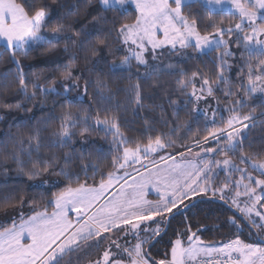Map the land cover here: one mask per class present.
Returning <instances> with one entry per match:
<instances>
[{
  "label": "snow or ice",
  "instance_id": "obj_1",
  "mask_svg": "<svg viewBox=\"0 0 264 264\" xmlns=\"http://www.w3.org/2000/svg\"><path fill=\"white\" fill-rule=\"evenodd\" d=\"M52 2L55 3V0ZM84 2L87 5L92 0ZM100 4L105 11L131 4L137 13L133 23L124 24L117 30L128 54L121 59L120 64L109 65L108 70L113 74L129 67L131 61L135 60L138 65L149 69L144 78H151L161 69L157 66L149 68L146 54L150 52L155 60L157 50L183 52L191 48L201 54L217 52L219 63L215 80L203 76L198 88L196 79L200 73L193 72L187 79L184 78L187 73H182L177 82L182 90L191 88L187 95L197 102L214 94L213 84L219 82L229 85L225 69L231 65L227 58L236 56L231 50V44H236L237 48L242 46L241 58L245 53L249 58L264 56V0H100ZM193 4H201L208 13L209 23L204 31H201L196 14H185L184 9ZM50 15V6L43 3V0L38 5L31 0H0V40L4 41L5 50L17 67V91L24 100H34L37 90L47 95L56 92V89L32 83L33 91L29 94V82L18 55L27 57L34 48H43L45 45L55 47L61 40L71 41L74 46L86 50L89 54L84 56L85 61L98 52L96 47H91L92 34L86 26L75 31L68 25V30L73 31L70 36L63 34L65 25L59 24L51 28L50 35H46ZM214 15L232 16L238 22L234 25L229 22L228 27H223L224 21L217 24L213 20ZM100 19L102 17L93 18L95 22ZM234 34L235 40L232 39ZM96 43L103 45L105 41L101 39ZM64 51H69L67 43ZM75 60L76 55L73 54L61 72L63 80L73 79L71 69ZM0 79H7V76ZM73 86L65 84L63 90L68 92ZM99 86L104 87L102 84ZM240 90L245 96L264 94V60L259 62L256 69L248 66L247 87L241 85ZM133 93V103L142 108L143 97L139 83L133 86ZM224 94L231 104L226 111L232 115L227 119L221 117V123L217 124V112L214 110V126L211 130L206 129L208 134L203 137L204 143L211 139L215 146L205 148L197 140L193 146L187 147L188 152H192L193 147H200L204 156L214 153L223 155V159H204L200 153H196L199 158L197 163L187 159L185 152H179V161L176 155L169 154L167 158L161 156L163 167L153 161L155 170L145 166L144 172L135 170L137 176H131L126 167L140 162L141 157L147 159L151 154L173 147L176 141L171 138L165 141L164 136L157 135L155 138L149 136L146 144L139 140L133 143L121 131L116 117L109 118L106 115L101 119L97 110L94 119L97 130L112 135V143L117 152L122 148V155L113 157V170L101 175L98 184H88L86 180L81 183L77 176L75 187L67 171L61 169L56 173L69 179L70 183L54 193L51 200L43 202V207L41 202L33 200L29 204L30 214L21 211L19 218L12 219L10 224H0V264H79L80 254H87L91 249L102 250L89 264H264V178H254L247 168H240L229 157V153L238 152L241 164L250 165L264 176V160H253L244 152V141L247 139L244 130L250 128L254 116L250 113L240 114L238 109L245 106V101L232 99L238 97V93L229 88ZM101 99L107 101L110 97L102 96ZM4 107L10 108L11 105L6 104ZM15 107L20 108L21 103L17 102ZM193 111L199 112L200 109L195 108ZM174 115H177L175 110ZM89 119L93 118L85 115L84 123L87 124ZM61 120L60 130L53 135L57 136L60 146H67L72 141L71 128L76 127L77 122L72 119L71 113H65ZM86 131L87 127L81 135ZM33 141L39 147L38 131L29 135V147ZM18 142L21 145L25 143L23 139ZM0 144L7 147L3 141ZM12 159L20 163L15 151ZM87 168L88 165H84L85 172ZM121 170H124L123 174H119ZM48 171V166L37 169L33 165V169L25 174L32 180ZM220 171L228 178L217 186L215 179ZM233 172H239L240 179L233 181ZM130 176L131 183L128 180ZM42 184L46 186L47 181ZM149 188L155 190L157 200L146 198ZM209 193L212 197L218 194L221 201L234 207L239 214L229 218L230 225L237 230L235 238L219 246L205 244L197 234L203 229L192 231V225L187 222L185 215L184 231L174 233L176 238L169 241V250L163 258H154L150 250L158 238L166 233L173 210L184 214L183 209L195 207L194 197L208 196ZM241 197L247 199L241 201ZM185 201L189 203L185 204ZM25 203L21 196L19 206L23 208ZM49 206L51 211L48 210ZM245 227L249 235H255L260 243L241 239L240 233ZM203 257L214 258L205 261L201 259Z\"/></svg>",
  "mask_w": 264,
  "mask_h": 264
},
{
  "label": "trees",
  "instance_id": "obj_2",
  "mask_svg": "<svg viewBox=\"0 0 264 264\" xmlns=\"http://www.w3.org/2000/svg\"><path fill=\"white\" fill-rule=\"evenodd\" d=\"M31 2L38 5L41 0H31ZM43 3L50 6L51 12L49 27L45 29L46 35H50L51 28L59 24L65 25L63 34L70 36L73 35L72 30L79 31L86 26L92 34L91 47H96L98 52L96 56H90V59L85 61L84 56L89 54L86 50L79 49L71 41L61 40L55 47L45 45L43 48H34L27 57L18 55L23 73L29 82V94L33 91L32 83L56 89V92L47 95L37 90L35 99L28 101L24 100L17 91L19 85L16 78L17 67L10 59L4 44H0V77L7 76V79H0V141L7 145L4 147L0 144V214L21 208L18 204L21 196L26 201L23 206L25 214H30L29 204L33 200L41 202L43 207V202L51 200L54 193L70 183L69 179L56 174L61 169L70 174L74 187L77 176L81 183L86 180L88 184H98L101 175L113 170V157L122 155V148L117 152L112 143V135L97 130L94 124L97 110L101 119L106 115L109 118L116 117L121 131L133 143L139 140L142 144H146L149 136L155 138L157 135L164 136L165 141L169 138L175 140L176 144L162 149L155 157L157 159L162 155L184 152L197 140L202 144L203 137L208 134L207 130H211L214 126L204 115L193 111L195 100L187 95L191 88L182 90L177 82L181 79L182 73H187L184 77L187 79L193 72L200 73L196 79L199 83H202L203 76L215 80L219 63L217 52L201 54L191 48L185 52H164L163 58L173 61L174 66L162 69L147 79L144 78V74L149 69L138 65L136 61L113 74L108 70L109 65L119 64L126 55L117 30L122 25L135 21L137 15L135 8L112 7L105 11L100 0H92L87 5L84 0H55V3L52 0H43ZM184 11L185 14H196L201 31H204L209 22L208 13L203 6L193 4ZM94 17H102V19L95 22ZM213 20L217 24L223 20V27H228L229 22L233 25L238 22L232 16L221 15H214ZM68 25L72 26V30H68ZM73 39L76 38L73 36ZM101 39L105 43L97 44V40ZM65 43L68 44V52L64 51ZM231 50L236 56L227 58L231 65L225 69V77L229 85L219 82L213 84V96L222 112L217 124L221 123V117L227 119L231 115L226 111L231 104L224 94L230 88L231 91L238 93V97H233V100L239 98L245 101V106L238 109L240 114L250 113L254 116L250 128L244 130L247 133L244 152L252 158L264 159V95L245 96L240 90L241 85L247 87L248 66L256 69L259 62L264 60V56L249 58L245 53L241 58L243 48L242 46L237 48L234 43ZM220 51L222 52L223 48ZM73 54L76 55L71 69L73 79L65 81L61 77V72L69 64ZM72 81H77L81 87L73 86L70 91L65 92L64 85H71ZM136 83L140 84L142 108L133 103V86ZM101 84L104 87H100ZM79 93L81 97H78ZM102 96L110 99L102 100ZM17 102L21 103L20 108L15 107ZM6 104L11 107H4ZM174 110L177 115H174ZM65 113H71L77 126L71 128L72 141L67 146H60L57 136L53 133L60 130L61 117ZM85 115L93 118L89 119L87 124L84 123ZM85 127L88 131L81 135ZM37 131L39 147L34 141L29 147L27 143L29 135ZM21 139L25 141L23 145L18 142ZM13 151L19 155L20 163L12 159ZM33 165L37 169L48 166L49 171L30 180L25 173L32 170ZM84 165H88L86 172ZM43 181H47L46 186L42 184ZM193 201L195 207L183 209L184 214L173 210L174 214L166 233L158 238V242L150 250L154 258H163L164 253L169 250V241L176 238L174 233L184 231L185 215L188 218L187 222L192 225V231L203 229L197 234L207 243L221 245L235 238L237 230L229 223L230 217L239 215L235 209L224 201L209 197L198 196L194 197ZM188 203L189 201H185V204ZM48 210H52L51 206ZM10 222L11 220L3 224L7 225ZM252 231L255 233L256 230ZM240 237L246 242L260 243L255 235H249L247 227L240 233ZM100 250L102 249H91L87 254L81 253L79 264H88L89 261L95 260Z\"/></svg>",
  "mask_w": 264,
  "mask_h": 264
},
{
  "label": "rangeland",
  "instance_id": "obj_3",
  "mask_svg": "<svg viewBox=\"0 0 264 264\" xmlns=\"http://www.w3.org/2000/svg\"><path fill=\"white\" fill-rule=\"evenodd\" d=\"M128 6H133L134 7V5L129 4V5H126L124 8H126ZM115 7H120V6H115ZM225 39H227V36L225 37ZM232 39L233 40L236 39L235 34L233 35ZM0 44H4V41L0 40ZM231 46H232V44H231ZM124 48H125V52H126V55H127L128 54V51H127V48H126L125 45H124ZM164 52H169V50H167V49H165L163 51L157 50L156 59L155 60L152 58V54L150 52L146 54V59L148 61L149 68H151L152 66H157V67H159L162 70V69H168L169 68L168 67L169 65H172V67L174 66V62L173 61H171L169 59L165 60V58H163L162 54ZM184 52H185V50H184ZM133 61H135V60H132L131 63ZM196 83H197V87L199 88V86H200L201 83H199L197 81H196ZM71 85H75L77 87H81V85L77 81H72L71 82ZM256 94H260V93H256ZM262 95H264V94H262ZM81 96L82 95L79 93L78 94V97H81ZM195 108H199L200 111L199 112H196V113L199 114V115H204L210 123H212V119H213L212 113H213L214 110L217 112L216 117H215L216 122L218 121V119L220 118V114L222 113V112H220V105H219L218 101L216 100V98L213 95L212 96H206L205 99H201L198 102L195 101ZM231 115H232V113H231ZM202 145L205 148H207V147H214L215 146L214 143L211 141V139L209 140L208 143H204L203 142ZM161 151L162 150H160L158 153L151 154L150 156H148L147 159H144L143 157H141L140 162H138V163H132L130 166H127L126 167V170L131 174V176H137V173L135 171L136 169H139L141 172H144L145 171V166H147L148 168H150L152 170H155L154 167H153V163H152L153 161H155V163L160 164L161 167H163V162L160 160V157L161 156L158 159L155 158L157 155L160 154ZM184 152L186 153V158L187 159H189V160H195L197 163L199 162V158L196 157V155H195L196 153H200L201 157H203L204 159H223L224 158L223 155H217V154H214V153H209L207 156H204V153L201 152V148L200 147H193L192 152H188L187 150L184 151ZM174 155L177 156V160L179 161L178 154H174ZM162 156H164V157L167 158L169 156V154L162 155ZM229 157L240 168H247V171L250 172L253 175L254 178H264V176H261L258 171H254L250 167V165L241 164L240 163L239 153L238 152L236 154L229 153ZM252 159L253 160H264V159H256V158H252ZM170 162L171 161H169V163ZM123 171L124 170H121V172L119 174H123ZM217 171H219V170H217ZM131 176L128 177L129 183H131ZM227 178L228 177L225 175V173L222 172V171H220L219 172V175L215 179V184L217 186H219ZM231 179L233 181L240 179V173L239 172H233L232 175H231ZM245 183H247V181H245ZM114 190L115 189H113L112 191H114ZM147 191H148V194H147V197L146 198L148 200L155 201V200L158 199V196H157V194H156V192H155L154 189L149 188ZM241 191H243V188H241ZM257 192L259 193V189H257ZM110 194L111 193H109L108 195H110ZM207 197L214 198V199H219V195L218 194H217L216 197H212L211 196V193H209L208 196H204L202 198H207ZM246 199H247L246 197H241V201H244ZM232 208L235 209L234 207H232ZM21 211L25 212V210L23 208H14V209L8 210V211L0 214V224H3V223H5L7 221H10L12 219L18 218L19 217V213ZM70 215L74 216L75 214L74 213H70ZM203 242L205 244L217 245V244L207 243L205 241H203ZM217 246H219V245H217Z\"/></svg>",
  "mask_w": 264,
  "mask_h": 264
},
{
  "label": "built area",
  "instance_id": "obj_4",
  "mask_svg": "<svg viewBox=\"0 0 264 264\" xmlns=\"http://www.w3.org/2000/svg\"><path fill=\"white\" fill-rule=\"evenodd\" d=\"M212 258H214V257H203V258H201L202 260H208V259H212Z\"/></svg>",
  "mask_w": 264,
  "mask_h": 264
}]
</instances>
